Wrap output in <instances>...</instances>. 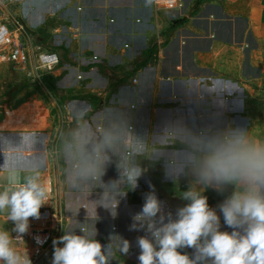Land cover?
<instances>
[{"label": "crops", "instance_id": "0c3cea01", "mask_svg": "<svg viewBox=\"0 0 264 264\" xmlns=\"http://www.w3.org/2000/svg\"><path fill=\"white\" fill-rule=\"evenodd\" d=\"M21 14L68 64L61 78L62 65L39 87L76 95L63 110L74 121L58 157L51 137L36 130L35 147L24 154L41 164L47 201L56 191L64 232L93 229L110 245V264L125 256L138 261L136 241L145 233L130 225L149 191L173 214L187 203L180 197L191 187L218 209L236 186L223 193L207 187L185 157L193 134L239 128L253 137L251 96L264 101V0H183L175 9L156 0H33ZM81 74L83 81L77 80ZM105 134L112 147L103 175L78 179V143L86 139L90 151ZM125 160L142 169L135 190L121 178ZM124 239L130 241L127 254L120 251Z\"/></svg>", "mask_w": 264, "mask_h": 264}, {"label": "clouds", "instance_id": "9594fccd", "mask_svg": "<svg viewBox=\"0 0 264 264\" xmlns=\"http://www.w3.org/2000/svg\"><path fill=\"white\" fill-rule=\"evenodd\" d=\"M86 144L87 140L81 139L77 145L81 163L76 177L99 178L110 163L107 150L112 147L111 134H105L90 151L85 150ZM185 162L207 187L221 193L229 186H236L235 190L217 209L209 205L202 191L191 187L180 197L187 203L174 214L165 211L154 190L149 191L130 225V230L145 233L136 241L139 264H264V142L239 128L212 136L193 134ZM119 167L121 178L135 190L142 169L128 160ZM20 171L9 165L6 182L0 186V215L13 224L11 231L0 227V264H32L17 244L28 233L30 218H40V209L48 199L47 185L39 174L29 169L33 174L21 180ZM95 237V230L87 228L64 232L53 240L52 264H110V245ZM35 239L43 244L47 238ZM129 249L130 241L124 239L120 251L127 254Z\"/></svg>", "mask_w": 264, "mask_h": 264}, {"label": "rangeland", "instance_id": "374dc122", "mask_svg": "<svg viewBox=\"0 0 264 264\" xmlns=\"http://www.w3.org/2000/svg\"><path fill=\"white\" fill-rule=\"evenodd\" d=\"M26 3L32 5L33 0H24V2L23 0L20 2L17 0H0V24L7 20L13 22L12 18H14V20H21L28 27L21 14V8L24 9V4ZM29 28L32 29L31 27ZM32 31L38 36L35 40L29 41L30 45H37L38 42H43L45 47L56 49L50 45L47 35L44 36L41 32L33 29ZM40 38L45 39L38 41ZM56 50L59 52L58 49ZM95 57L98 58L96 60H99L98 56L93 58L95 59ZM61 65V73L58 76L60 78L64 72L68 71V64H65L62 58ZM81 75L82 77L79 75L77 80L83 81L86 79L84 74ZM56 78L54 76L51 84H55ZM51 86L47 85L45 88H40L26 80L22 71L18 68L11 65H0V186H3L6 182L4 177L7 174L6 170L9 165H15L22 170L18 177L21 180L27 175L33 174L28 171L29 169H34L37 173V169L41 165L40 162L27 159L24 155L27 150L35 147L36 141L32 137L35 130L39 134H44L47 138L51 137L55 155L58 154L61 144L64 147V140L69 133L68 126L70 121L66 114L63 116V110L67 101L73 97L75 98L76 95H72L71 90L60 91ZM251 98L256 101V103L250 101V107L257 117L254 128H252V139L264 142V101H258V97L251 96ZM59 110L62 112L59 113ZM44 142L45 139L42 144ZM59 151L61 152V150ZM64 165H66V162L63 157L62 170L65 167ZM39 177L41 178L42 176L39 175ZM44 178L47 179V176H44ZM55 194H51L49 198L56 205L59 201ZM32 219L30 218L29 230L31 229ZM221 223L223 228L222 216ZM0 227L11 231L13 224L10 221H6L3 215H0ZM63 234L64 231L60 233V236ZM12 235L15 237V233H12ZM29 245L28 233H26L18 241L17 246L25 251ZM117 261V264H139V261L132 260L131 256L120 257ZM46 264H52V260H48Z\"/></svg>", "mask_w": 264, "mask_h": 264}, {"label": "built area", "instance_id": "2783aa9c", "mask_svg": "<svg viewBox=\"0 0 264 264\" xmlns=\"http://www.w3.org/2000/svg\"><path fill=\"white\" fill-rule=\"evenodd\" d=\"M156 2L169 9L183 6V0H156ZM12 21L7 20L0 24V65H16L26 72L30 83L42 86L49 82L60 67V53L52 47H45L43 42H38L37 45L31 44L32 47L29 41L35 40L38 35L21 20L12 18ZM67 117L70 122L74 121L70 113ZM40 213L39 219H32L31 229L28 232L30 245L25 250L32 264H46L53 257V240L60 237L67 222L65 216L61 215L50 199L41 207ZM36 236L47 239L43 244H38Z\"/></svg>", "mask_w": 264, "mask_h": 264}]
</instances>
